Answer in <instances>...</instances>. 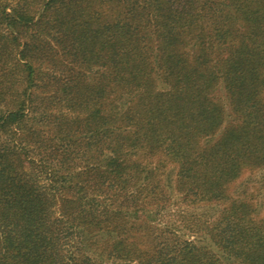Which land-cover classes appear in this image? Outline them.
<instances>
[{
  "label": "trees",
  "instance_id": "16d2710c",
  "mask_svg": "<svg viewBox=\"0 0 264 264\" xmlns=\"http://www.w3.org/2000/svg\"><path fill=\"white\" fill-rule=\"evenodd\" d=\"M0 264H264V0H0Z\"/></svg>",
  "mask_w": 264,
  "mask_h": 264
},
{
  "label": "rangeland",
  "instance_id": "374dc122",
  "mask_svg": "<svg viewBox=\"0 0 264 264\" xmlns=\"http://www.w3.org/2000/svg\"><path fill=\"white\" fill-rule=\"evenodd\" d=\"M237 185H239L238 187V189L240 190V191H242L247 185H245L244 184V180H243V178H241L239 181H238V184Z\"/></svg>",
  "mask_w": 264,
  "mask_h": 264
}]
</instances>
